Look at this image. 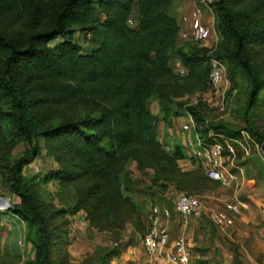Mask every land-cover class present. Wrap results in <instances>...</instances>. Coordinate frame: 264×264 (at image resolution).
Returning <instances> with one entry per match:
<instances>
[{"label":"trees","instance_id":"1","mask_svg":"<svg viewBox=\"0 0 264 264\" xmlns=\"http://www.w3.org/2000/svg\"><path fill=\"white\" fill-rule=\"evenodd\" d=\"M174 1L0 0V189L18 198L8 210L25 223L33 246V257L21 264H68L69 217L79 212L89 229L115 240L111 248L96 249V264L119 257L117 239L127 223L136 232L142 225L133 163L140 172L152 171V198L155 186L172 183L193 194L210 180L194 159V169L182 170L183 147L178 140L167 147L158 130L185 108L205 141L209 129L237 134L206 122L201 101L183 100L208 89L210 56L225 63L227 94L243 89L242 129L264 149V130L251 118L264 106V0L211 2L212 50L179 41L180 24L169 13ZM81 37L92 42L85 49ZM172 55L185 74L174 71ZM20 143L25 146L14 155ZM42 155L56 167L24 174ZM47 183L54 192L42 191ZM18 258L0 253V264Z\"/></svg>","mask_w":264,"mask_h":264},{"label":"rangeland","instance_id":"2","mask_svg":"<svg viewBox=\"0 0 264 264\" xmlns=\"http://www.w3.org/2000/svg\"><path fill=\"white\" fill-rule=\"evenodd\" d=\"M213 1L175 0L169 13L179 21L180 17L187 11L198 7L202 10L205 18L203 21L209 22L213 15L210 7V3ZM132 14L135 16L134 11ZM179 41L181 42V40ZM91 43L88 37H81L80 44L84 49ZM169 62L175 68L178 61L172 55ZM242 92V88L233 90L228 95L229 98L223 111L209 108L205 104H202L199 111L205 116L207 122L222 123L231 130H240L245 127ZM202 93L195 92L185 95L183 100L186 101L187 105H195L199 102L198 98ZM263 95L264 89L260 92V96ZM149 107L154 113L158 110L154 101L150 102ZM187 113V110L182 108L178 110L177 116L172 117L171 125L168 126L170 136L165 137V139L162 137L163 131L166 130L165 124L159 123L158 130L161 141L166 144L174 142L180 126L189 120ZM251 118L259 129L264 130V106L258 107ZM215 131L227 134L222 127ZM24 146L20 143L14 148L13 154L18 155ZM186 159L178 162L180 168L182 170L194 169L191 159ZM230 162L232 163L230 172L236 176L235 183L231 187L206 179L196 185L192 192L202 199L206 207L211 209H222L233 196L237 197L240 213L235 216L234 226L225 230L216 228L207 215H203L201 218H189L184 227L181 216L173 209V200L180 190L172 183L167 185L166 189L155 186L154 190L158 191L154 193L152 198L147 189L151 184L152 171L148 169L140 172L133 163L131 177L135 189L134 197L142 205V225L136 232L131 224L127 223L126 228L117 239L122 251L121 255L117 259H113L110 264L153 263L142 249V238L148 227V214L152 203L164 204L170 208L171 216L168 226L170 231V225L173 223L175 239L180 235L192 239L191 264H264V162L254 147H252L249 156L242 157L238 154L233 160L228 159L225 164ZM55 167L56 163L50 156L42 155L24 168V174H41ZM55 188L53 183L41 185L43 192L47 190L54 192ZM182 191L188 192L187 190ZM0 197L8 198L10 204L18 202L16 196L5 194L1 189ZM0 203H3V207H0V253L19 257L17 264H21L33 257V246L28 239L27 241L25 239L27 227L8 209H4L6 206L4 200H0ZM69 220L68 264H96L94 256L96 249H107L115 245V240L109 232L89 229L82 212L69 217ZM204 256L205 258H203ZM86 259L89 262H85Z\"/></svg>","mask_w":264,"mask_h":264},{"label":"built area","instance_id":"3","mask_svg":"<svg viewBox=\"0 0 264 264\" xmlns=\"http://www.w3.org/2000/svg\"><path fill=\"white\" fill-rule=\"evenodd\" d=\"M203 18L202 10L198 7L183 14L178 21L180 24L178 37L181 41L203 44L212 50L217 42L213 18L211 17L209 22H204ZM128 23L134 25L132 19H129ZM209 65L208 89L199 96L198 100L209 108L223 111L229 98L225 63L220 58L210 56ZM174 71L179 75L185 74V69L179 61ZM187 114L189 120L180 126L174 140L180 142L187 158L194 159L203 174L211 181L231 187L235 183L236 176L230 172L232 163L225 164V162L228 159L233 160L238 154L242 157L249 156L252 147L256 149L264 162L262 144H259L248 130L240 129L235 135H227L209 129L206 134L209 140L205 141L196 130L191 113ZM169 145L171 144L167 147ZM173 209L181 216L183 226L191 217L201 218L207 215L213 225L220 230L233 227L235 216L240 213V205L236 196L226 202L224 208L211 209L206 207L198 195L184 191L176 193ZM170 216L171 210L167 205L155 203L150 206L148 227L142 238L143 252L151 262L191 264L193 241L184 235L171 240L168 226Z\"/></svg>","mask_w":264,"mask_h":264},{"label":"crops","instance_id":"4","mask_svg":"<svg viewBox=\"0 0 264 264\" xmlns=\"http://www.w3.org/2000/svg\"><path fill=\"white\" fill-rule=\"evenodd\" d=\"M154 113V112H153ZM164 125V124H163ZM164 128L166 129V130H164L163 131V138L165 139V137H169L170 136V130H169V127L168 126H166V125H164ZM159 138H160V135H159ZM160 140H161V138H160ZM163 142V141H162ZM202 230H203V228H202ZM197 231V230H196ZM170 238H171V240H173L174 238H175V236H174V231H173V223L170 225ZM9 251V250H8ZM122 252V251H121ZM121 255V254H120ZM203 258H205V256L203 257ZM117 259V258H116ZM150 264H161L160 262H153V263H150Z\"/></svg>","mask_w":264,"mask_h":264},{"label":"water","instance_id":"5","mask_svg":"<svg viewBox=\"0 0 264 264\" xmlns=\"http://www.w3.org/2000/svg\"><path fill=\"white\" fill-rule=\"evenodd\" d=\"M0 200H4L6 202V206H5L4 209H8L11 206L10 203H9V201H8V198H6V197H0Z\"/></svg>","mask_w":264,"mask_h":264}]
</instances>
